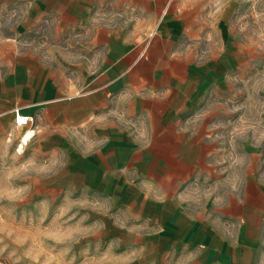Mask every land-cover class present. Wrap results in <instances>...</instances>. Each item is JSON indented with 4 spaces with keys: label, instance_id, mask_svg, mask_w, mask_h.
I'll use <instances>...</instances> for the list:
<instances>
[{
    "label": "rangeland",
    "instance_id": "rangeland-1",
    "mask_svg": "<svg viewBox=\"0 0 264 264\" xmlns=\"http://www.w3.org/2000/svg\"><path fill=\"white\" fill-rule=\"evenodd\" d=\"M111 40L142 77L195 83L176 202L108 164L106 101L57 118L106 84ZM0 188V264H264V0H0Z\"/></svg>",
    "mask_w": 264,
    "mask_h": 264
},
{
    "label": "crops",
    "instance_id": "crops-1",
    "mask_svg": "<svg viewBox=\"0 0 264 264\" xmlns=\"http://www.w3.org/2000/svg\"><path fill=\"white\" fill-rule=\"evenodd\" d=\"M108 48L107 56L111 64L105 71L106 84L99 85L96 80L93 81L95 88L87 97L91 101L84 105L81 102L75 103L73 114H70L67 104L60 106L59 117L51 113L49 107V120L57 117L59 121L67 123L68 117L73 115L76 118L75 124H78V115L88 108L91 111L99 110L100 104L106 101L105 121L100 120L103 114H96L91 117V122L96 120V133L102 131L108 142L113 144L107 157L108 164L157 180L164 188L172 191L169 198L176 202L178 194L177 189H174L175 184L183 179V171L188 170L192 162V159L183 156L185 148L181 149L179 142L193 144L195 137L194 130L189 131L188 128L189 119L194 117L195 83L188 78L176 81L172 76L168 85H164L162 78L157 79L154 74L142 77L138 70L139 58L133 47L124 45L118 48L111 40ZM143 62L142 66L146 65ZM140 82H144L143 86L137 88ZM15 112L19 113L18 108ZM21 115L30 118L24 123L26 125L32 119L27 113ZM59 134L61 136L63 132L59 131ZM168 158L179 167L171 165ZM239 222L241 229L252 228L248 220Z\"/></svg>",
    "mask_w": 264,
    "mask_h": 264
},
{
    "label": "clouds",
    "instance_id": "clouds-1",
    "mask_svg": "<svg viewBox=\"0 0 264 264\" xmlns=\"http://www.w3.org/2000/svg\"><path fill=\"white\" fill-rule=\"evenodd\" d=\"M43 170L44 169H41V171H43ZM13 178L21 179L22 177H18V176L17 177H13V176H8L7 177L8 180H12ZM235 187H236L235 184H233L232 188L235 189ZM15 191H16L17 196H19L20 194H23V193L27 192L28 188H27V186H24V187L17 188ZM5 199L11 200L12 197L6 196L3 188H0V203H2ZM46 207H47V204L45 203V208ZM70 211H71V207H63L60 210V214L61 215H67V213H69ZM75 215L76 214H73V216L69 217V219H74ZM78 231H82V230H79V229L72 230L71 232L68 233V235H67V237L65 239L68 240V241H72L75 238L74 233H76ZM63 242L64 241H62V240H58L57 241V243H63ZM0 243H2V241H0ZM201 247H203V246H201ZM110 251H111V245H109V252ZM132 255H135V253H133ZM103 259H104V257H101V260H103ZM73 260H74V257L72 259L68 260L66 262V264H73Z\"/></svg>",
    "mask_w": 264,
    "mask_h": 264
},
{
    "label": "bare ground",
    "instance_id": "bare-ground-1",
    "mask_svg": "<svg viewBox=\"0 0 264 264\" xmlns=\"http://www.w3.org/2000/svg\"><path fill=\"white\" fill-rule=\"evenodd\" d=\"M18 117L19 119V124H24L26 121H21L22 118L26 117L25 115H18L15 113V117ZM16 122V120H15ZM33 135V130L32 129H27L25 130V132L22 133V135L20 136V142H19V149L21 147H23L24 144L27 143L28 139Z\"/></svg>",
    "mask_w": 264,
    "mask_h": 264
},
{
    "label": "built area",
    "instance_id": "built-area-1",
    "mask_svg": "<svg viewBox=\"0 0 264 264\" xmlns=\"http://www.w3.org/2000/svg\"><path fill=\"white\" fill-rule=\"evenodd\" d=\"M26 120H28L27 117H24V118L21 119V121H26ZM16 122H18V123L20 122L17 116H16Z\"/></svg>",
    "mask_w": 264,
    "mask_h": 264
}]
</instances>
